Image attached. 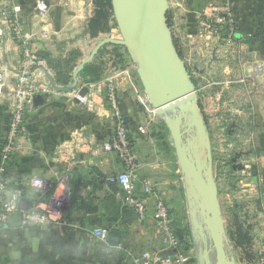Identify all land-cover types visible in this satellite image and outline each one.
Returning a JSON list of instances; mask_svg holds the SVG:
<instances>
[{"label": "crops", "instance_id": "crops-1", "mask_svg": "<svg viewBox=\"0 0 264 264\" xmlns=\"http://www.w3.org/2000/svg\"><path fill=\"white\" fill-rule=\"evenodd\" d=\"M198 1L204 5L218 0ZM33 2L1 0L5 11L17 16L23 39L17 38L9 22L7 26L2 24L0 70H5L8 75L7 87L0 96V166L4 162L2 149L14 102L9 96L10 90L17 83L16 73L21 71L25 61L24 38H30V50L44 63L42 68L31 67L34 79L47 89L44 94H52L53 98L41 107L31 105L27 110L26 131L18 137V147L5 166V176L12 188H23L25 198L36 203V207L46 209L54 200L65 201V207L61 215L51 213L50 226L5 227L7 232L4 234L6 240L2 241L1 264H136L134 257L140 253H147L150 257L180 255L179 249H172L157 231L153 217L154 199L149 201L146 219L140 221L132 208L118 199L119 186L108 181V176L123 170L124 165L116 153L105 154L97 150L111 139L117 121L97 92L99 84H91L87 89L81 81L78 82L83 93L93 92L94 99H99V104H94L91 109L82 108L68 92L56 93L53 90L43 69H47L57 83L53 74L54 60L63 51H66L63 55L66 57L72 45L60 43L51 32L38 26V15L41 14ZM79 45L83 54L87 53L86 58L96 46L86 41ZM112 46L102 48L90 64L117 70L120 66L117 56L124 53L116 51L118 46ZM116 77L119 79L121 76ZM85 78L92 77L88 75ZM116 85L121 111L138 156L137 191L140 192L144 180L152 181L155 191L170 207L177 238L185 241L188 233L184 228L193 217L190 203L186 211L184 177L180 173L178 158L168 156L162 150L163 145L156 141L163 131L161 127L153 122L148 124V121L144 125L143 114L138 113L135 104L145 110L140 100L146 97L144 90L136 92L135 101L134 96L124 90L128 83L123 78ZM149 119L151 121L152 118ZM141 126L147 127L146 134L139 131ZM259 139L257 157H264V134ZM36 178L43 179L48 188L36 189L32 184ZM98 227L117 231L120 243L109 245L101 242L93 233ZM15 242L16 249L12 248Z\"/></svg>", "mask_w": 264, "mask_h": 264}, {"label": "rangeland", "instance_id": "rangeland-1", "mask_svg": "<svg viewBox=\"0 0 264 264\" xmlns=\"http://www.w3.org/2000/svg\"><path fill=\"white\" fill-rule=\"evenodd\" d=\"M34 2L37 5L38 0ZM46 2L49 10L45 15L37 14L38 26L51 32L60 43L72 45L66 57L63 51L61 58L54 60L53 74L57 84L66 87L73 82L72 74L78 62L87 55L83 54L79 43L83 45L86 41L94 46L99 39H122V36L113 8L108 10V29L89 33L88 25L95 15L97 0ZM168 2L167 23L196 85L199 107L207 125L226 229L225 253L236 264H264V157H257L259 136L264 134V0H218L204 5L198 0ZM4 12L0 0V15ZM220 20L223 23L217 24ZM202 22L208 27L202 26ZM2 29L0 22V33ZM115 49L124 53L117 56L120 65L117 70L114 67L101 69V73L91 79L85 78L89 74L85 75L83 70L79 83L81 81L89 89L91 84H99L106 76H121L128 83L124 90L136 101V92L144 90L137 68L124 47ZM120 78L116 77L115 83L118 84ZM95 103L99 104L98 98ZM135 104L138 113L143 114L144 125L148 121L162 128L156 137L163 145L162 150L170 157H177L172 135L163 118ZM122 115L124 117V113ZM183 124L186 125V121ZM187 138L188 135L185 141ZM201 150V158L207 162L206 149ZM180 173L183 175L181 168ZM183 188L188 212L192 197L185 179ZM184 230L188 239L179 241L178 264H206L205 250H209L210 264H215L216 250L211 236L207 235L204 241L192 221ZM6 232L5 227L0 228V264ZM12 245L17 248L16 242Z\"/></svg>", "mask_w": 264, "mask_h": 264}, {"label": "water", "instance_id": "water-1", "mask_svg": "<svg viewBox=\"0 0 264 264\" xmlns=\"http://www.w3.org/2000/svg\"><path fill=\"white\" fill-rule=\"evenodd\" d=\"M111 3L122 39L97 40L91 54L73 72V82L66 87H59L47 69H43L45 76L56 93H67L78 86L82 71L102 48L107 45L124 47L137 68L151 107L163 118L172 135L182 174L192 197V224L197 226L204 241L207 235L211 236L216 250L215 264H236L233 258L228 259L224 250L226 229L214 178L211 143L199 107L196 85L175 46L171 28L167 23L169 2L111 0ZM52 98V94H37L32 99V105L34 108L41 107ZM184 121L186 125L183 124ZM186 135L189 138L185 141ZM203 147L206 149L207 162L201 158ZM35 207L36 203L23 197L19 202L20 211L9 216L6 228H22L24 212ZM120 241V234L111 231L107 243L117 245ZM204 259L206 264H210L209 250H205Z\"/></svg>", "mask_w": 264, "mask_h": 264}, {"label": "built area", "instance_id": "built-area-1", "mask_svg": "<svg viewBox=\"0 0 264 264\" xmlns=\"http://www.w3.org/2000/svg\"><path fill=\"white\" fill-rule=\"evenodd\" d=\"M37 9L41 15L48 13L49 6L46 0H39ZM13 10H15L13 8ZM1 26H7L8 22L12 25L13 31L17 38L22 40L20 33V25L17 16L14 13H7L6 11L0 17ZM223 23L222 20L217 21V24ZM3 24V25H2ZM202 26L208 25L202 22ZM23 46L25 48V61L22 63V69L16 73L15 78L18 79L17 83L10 90V95L14 99L11 111V118L9 123L8 135L2 149V158L4 160L3 166H0V228L8 222L10 215L19 212V202L25 197V190L21 187L12 188L11 182L5 176V166L12 159L17 147L18 137L26 131V112L32 105V99L37 94H44L47 89L42 85H38L33 76L31 67L42 68L44 63L40 57L30 50V38H24ZM30 66V68H29ZM196 72V71H195ZM198 73V72H197ZM7 72L0 70V96L7 87ZM97 92L102 98V101L108 105L109 109L116 117V126L111 139L103 143L98 151L103 153H116L123 162L124 168L118 173L108 176V181L111 184L117 185L120 191L117 192L118 199L130 206L134 211L137 219L144 221L147 217L148 204L151 199H154V220L157 231L160 235L164 236L170 247L178 251L180 245L177 234L175 233V226L170 211V207L162 197L155 191V186L150 180H144L140 192L137 191V171L139 169L138 156L134 149L132 138L122 115L118 88L115 83V78L106 76L97 88ZM71 97L79 101L82 108L91 109L95 103L93 92L83 93L81 88L77 86L68 92ZM144 107L150 112H156L151 107L147 97L140 98ZM98 107V106H97ZM139 131L146 134L147 127L141 126ZM82 138H85L82 135ZM124 179L127 180L128 187L124 186ZM33 186L38 190L47 189V184L41 178L33 179ZM65 207V201L54 200L50 201L46 209L35 207L31 211L24 212L23 226L25 225H40L50 226L52 223L51 213L61 215ZM111 228L98 227L95 228L93 233L101 242H107ZM136 264H178V258L175 255L167 257H150L147 253H140L134 257Z\"/></svg>", "mask_w": 264, "mask_h": 264}, {"label": "trees", "instance_id": "trees-1", "mask_svg": "<svg viewBox=\"0 0 264 264\" xmlns=\"http://www.w3.org/2000/svg\"><path fill=\"white\" fill-rule=\"evenodd\" d=\"M96 4L97 5H96L95 15L88 25L90 34H95L99 31L108 29V24H109L108 10H112L111 0H97ZM101 69H102L101 66H96V65L87 66L84 69L85 75L89 74L91 77L95 78L97 75L101 73ZM3 227H6V224Z\"/></svg>", "mask_w": 264, "mask_h": 264}, {"label": "clouds", "instance_id": "clouds-1", "mask_svg": "<svg viewBox=\"0 0 264 264\" xmlns=\"http://www.w3.org/2000/svg\"><path fill=\"white\" fill-rule=\"evenodd\" d=\"M124 186H125V188L128 187V183H127V180L126 179H124Z\"/></svg>", "mask_w": 264, "mask_h": 264}]
</instances>
